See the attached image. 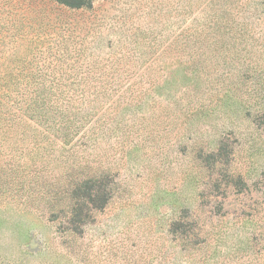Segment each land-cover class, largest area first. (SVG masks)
Masks as SVG:
<instances>
[{"label": "rangeland", "instance_id": "obj_1", "mask_svg": "<svg viewBox=\"0 0 264 264\" xmlns=\"http://www.w3.org/2000/svg\"><path fill=\"white\" fill-rule=\"evenodd\" d=\"M0 82V264H264V0H0Z\"/></svg>", "mask_w": 264, "mask_h": 264}, {"label": "trees", "instance_id": "obj_2", "mask_svg": "<svg viewBox=\"0 0 264 264\" xmlns=\"http://www.w3.org/2000/svg\"><path fill=\"white\" fill-rule=\"evenodd\" d=\"M57 3L65 5L69 8H84L90 7L93 0H53ZM1 86V82H0ZM31 103H35L37 98L35 96H31ZM30 99L26 101L27 105L23 109V111L16 112L14 111V103H10L12 100V94L8 90H4L0 88V128L3 127L6 123H12L17 125L26 124L27 116L30 113H27V110L30 106ZM16 105V104H15ZM22 107H20L21 109ZM18 132V131H17ZM220 149V147H219ZM95 176L93 177H84L82 179H75L71 183V188L67 192V196L64 199H59L54 201L51 205L52 207L60 208L64 211V217L68 223L72 225H76L77 221L80 220L83 215L84 208L92 209L96 205H94L95 197L97 196L96 191L94 190V185L91 183L95 181ZM93 190V191H92ZM93 195V197H92ZM91 207V208H90ZM78 222V223H79ZM77 226V225H76ZM73 227V226H72ZM71 227V228H72Z\"/></svg>", "mask_w": 264, "mask_h": 264}]
</instances>
